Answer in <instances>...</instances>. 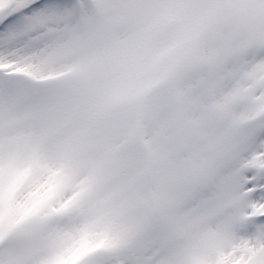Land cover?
Returning a JSON list of instances; mask_svg holds the SVG:
<instances>
[{
  "label": "snow or ice",
  "instance_id": "6c2138e0",
  "mask_svg": "<svg viewBox=\"0 0 264 264\" xmlns=\"http://www.w3.org/2000/svg\"><path fill=\"white\" fill-rule=\"evenodd\" d=\"M0 264H264V0H0Z\"/></svg>",
  "mask_w": 264,
  "mask_h": 264
}]
</instances>
